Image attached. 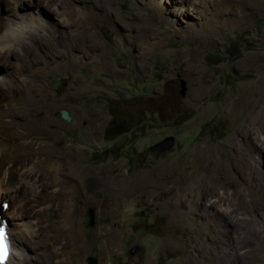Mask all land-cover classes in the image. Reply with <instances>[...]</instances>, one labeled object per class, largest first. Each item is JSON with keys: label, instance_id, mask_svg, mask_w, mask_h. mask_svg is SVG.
Here are the masks:
<instances>
[{"label": "rangeland", "instance_id": "1", "mask_svg": "<svg viewBox=\"0 0 264 264\" xmlns=\"http://www.w3.org/2000/svg\"><path fill=\"white\" fill-rule=\"evenodd\" d=\"M27 1L17 9L15 0H4L0 7L1 29L14 15H39L47 23L30 43L34 54L0 58V116L21 111L15 127L0 129V171L11 178L14 198L37 177L53 182L46 173L51 164L68 170L66 160L81 162L85 186L71 187L65 225L79 229L86 249H62L70 236L59 231L46 255L29 253L32 261L19 263L88 264L91 257L97 264H197L202 249L199 264H264V244L256 241L264 232V193L256 191L251 205L244 196L256 178L264 185L258 177L264 145L252 148L238 136L235 145L252 167L237 164L221 181L204 179L202 171L194 176L202 168L200 148H212L215 163L229 167L221 143L244 121L254 136L261 131L264 0ZM198 79L201 97L194 93ZM228 98L234 101L228 111L204 112ZM254 101L260 107L251 110ZM63 110L71 121L61 118ZM112 124L125 133L107 134ZM168 137L175 140L170 151L151 150ZM24 153L28 163L20 165Z\"/></svg>", "mask_w": 264, "mask_h": 264}, {"label": "bare ground", "instance_id": "2", "mask_svg": "<svg viewBox=\"0 0 264 264\" xmlns=\"http://www.w3.org/2000/svg\"><path fill=\"white\" fill-rule=\"evenodd\" d=\"M26 2L28 1L27 0H15L14 2V4L16 5L15 8L18 9L21 5L26 4ZM29 3L32 4L33 2L30 1ZM3 4H4V0H0V7ZM14 16H15V19L17 20L13 19V22H11L10 27H2L1 29V26L3 25V23L0 26V30H2L0 31V58L6 59V55H7V59L15 58L14 56H17V53H19L21 57H25L26 54H28L29 52L34 54V49H33V46L31 45L32 44L31 41H34L37 38H39L38 36L40 34H38L37 32L40 30H45L44 25L47 24L45 21L41 22V18L39 17V15L37 16L35 15H32V16L14 15ZM18 21H22V26H19ZM71 24H72V21H71ZM27 41H30V42H27ZM13 44L17 45L18 48L11 50V46ZM41 45H43V43H39L37 47ZM57 55L60 56L62 54H54V57H56ZM258 83L259 84L261 83L262 85H264V77L258 80ZM195 85L197 88V89L195 88L196 89V91L194 92L195 96L201 97L205 89H204V86L200 83V79L196 81ZM249 90H250V86L244 85L241 87L240 93L243 95H246L249 92ZM32 95L35 96V93H32ZM36 96H38V94H36ZM233 102L234 101L231 100V98H228L225 101H223L221 104H219L217 107L207 108L204 112L209 114L213 112L215 109L226 111L228 105H231ZM259 107H260L259 101H254L250 103L251 110L254 108H259ZM20 113L21 111H18V110H9V111H6L4 114H2L0 117H3V116L4 117L0 120V129L8 130V129L15 127L16 126L15 120L21 115ZM5 117H8L9 120L8 119L5 120ZM47 126H50L49 121H48ZM259 129H261V131L254 132L255 133V136H254L251 130L249 129L248 122L244 121L242 124H240L236 128L237 135L233 134L226 141V143H221L222 145L225 144L224 152L226 151V153L228 154V160L231 161V165L229 167H225L221 163H215L213 159L214 150L212 148H209V147L200 148V150L198 151V158H199V165H200L199 167H202V168L201 170H197V173H195L194 176L198 178L200 176V172L202 171L203 173H205L204 179L208 177H212L213 179H216V180L220 179L219 181H221L222 172L224 174L223 176L226 177V175L229 172L235 171L234 167L237 164L239 167L243 166L244 164H247L248 167H252L253 165L250 162L251 160L245 155L246 152L241 149H237V146L235 145V143L238 139V136H242L245 139L243 140L247 141L252 148H254L259 143L264 145V123L260 126ZM41 133L42 131L40 132L39 130H37L38 135H40ZM261 136H263V138ZM39 151L41 153L46 152L44 147H39ZM47 155H50V152H47ZM22 156H23V163L20 165H26L28 163L27 154L24 153ZM65 165L67 167L69 166L68 170L64 169L63 167L58 168L55 165V163L51 164V166L47 167L46 173L52 174L54 178L53 182L51 180L41 181L37 177V180L35 183H33L31 189L21 188L20 191H16V196L14 198H11L9 196V184L11 183V178L9 177L7 172L0 171V222H2L3 220L7 221L9 225L8 234L10 236V243H11V254L9 256L8 261L5 264H21L22 262L19 263L20 261L30 262L32 261V258L28 254L34 253L35 255H38L39 257L41 256L42 250H44V255H46L48 248H49V242L55 239L56 237H59V231L65 233L67 236H70V239L66 238V241L65 240L63 241L62 249H65L67 252H69V249L71 248L70 246H73V247L77 246L78 247L77 249L82 250V251L86 249V246H84V244L81 243L80 241L79 229L76 226L71 227L69 225H65V221L69 219L70 216H72V207L74 205L73 191L71 187H74V185H76L75 186L76 189L82 190L84 188L85 177L87 175V169L81 162H74L73 159L66 160ZM13 166H16V165H13ZM74 168H77V169H74ZM23 174L26 175L27 173H23ZM73 175H76L79 178V182H76V180L73 178ZM195 177L193 179H195ZM258 177L260 179L263 178V181H264L263 172H261L260 175H258ZM255 184H256V187H258V189L252 186L253 185L252 184V185H249L248 188L244 192V196L249 197V200L247 203L250 205L258 199V197H253V194L256 191L258 194L264 193V185H262L257 180V178L255 180ZM22 194H26L25 196L26 204H23L22 201L20 200V197ZM234 196L236 197V194H234ZM210 206L211 205H209V207ZM57 224H60L61 226H57ZM51 225L53 226L51 227ZM53 227L56 232L53 231ZM214 239L216 238L214 237ZM256 241L260 245L264 244V232L258 233ZM214 245L220 251L224 249L227 244L222 242L219 239H216L214 242ZM201 250H200L198 257L196 258L197 264L200 263L201 257L204 255Z\"/></svg>", "mask_w": 264, "mask_h": 264}, {"label": "water", "instance_id": "3", "mask_svg": "<svg viewBox=\"0 0 264 264\" xmlns=\"http://www.w3.org/2000/svg\"><path fill=\"white\" fill-rule=\"evenodd\" d=\"M181 82V87H182V91L181 93L184 95V89H185V82L183 80L180 81ZM61 118L65 121H71V117L69 116V112L66 110H63L61 112ZM174 138L173 137H168L165 140L161 141L160 143L156 144L154 147L151 148V150L153 152H158V153H165L170 151L173 146H174ZM88 216H89V224L91 226H93L95 224V212L90 209L88 212ZM88 264H97V260L95 258H88L87 259Z\"/></svg>", "mask_w": 264, "mask_h": 264}, {"label": "snow or ice", "instance_id": "4", "mask_svg": "<svg viewBox=\"0 0 264 264\" xmlns=\"http://www.w3.org/2000/svg\"><path fill=\"white\" fill-rule=\"evenodd\" d=\"M8 258L7 236L4 229L0 228V261Z\"/></svg>", "mask_w": 264, "mask_h": 264}, {"label": "trees", "instance_id": "5", "mask_svg": "<svg viewBox=\"0 0 264 264\" xmlns=\"http://www.w3.org/2000/svg\"><path fill=\"white\" fill-rule=\"evenodd\" d=\"M106 133L109 135H121L125 133V128L121 124H112Z\"/></svg>", "mask_w": 264, "mask_h": 264}, {"label": "clouds", "instance_id": "6", "mask_svg": "<svg viewBox=\"0 0 264 264\" xmlns=\"http://www.w3.org/2000/svg\"><path fill=\"white\" fill-rule=\"evenodd\" d=\"M0 264H5V263H0Z\"/></svg>", "mask_w": 264, "mask_h": 264}]
</instances>
